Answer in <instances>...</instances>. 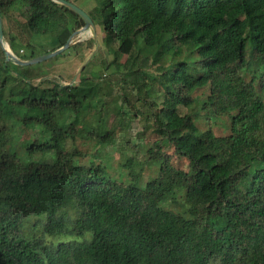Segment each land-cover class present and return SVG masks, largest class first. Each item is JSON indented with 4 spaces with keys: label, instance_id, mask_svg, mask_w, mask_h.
<instances>
[{
    "label": "trees",
    "instance_id": "1",
    "mask_svg": "<svg viewBox=\"0 0 264 264\" xmlns=\"http://www.w3.org/2000/svg\"><path fill=\"white\" fill-rule=\"evenodd\" d=\"M101 2L95 16L87 15L116 41V53L127 55L122 66L129 73L138 75L148 57L161 58L167 42L174 53L189 45L197 57L190 69L179 62L159 73L164 95L149 103L155 136L139 161L157 164L156 174L139 187L133 170L131 182L121 183L99 164H76L62 146L65 132L58 123L63 109H76L75 86L61 88L65 101L58 93L47 99L30 84L40 76L38 64L4 61L0 48V118L14 115L23 126L38 122L49 133L45 141H31L26 151L34 158L21 161L4 150L9 128L0 126V264H264V104L255 94V77L240 75L253 59L264 63V0ZM0 20L2 39L12 52L17 43L23 46V60L60 47L82 22L50 0H0ZM41 35L49 43L37 52ZM137 38L144 57L133 68ZM12 77L30 86L18 106L7 100L12 106L5 114ZM131 84L136 94L143 87L136 78ZM203 86L208 91L201 108L227 115V135L199 130L189 113L178 111L190 107L191 93ZM162 143L186 160L187 170L171 164ZM49 151V162L38 159ZM177 192L182 202L173 211L164 202H176ZM68 208L70 232L81 240L52 246L22 233L30 216L40 219L42 233L62 232Z\"/></svg>",
    "mask_w": 264,
    "mask_h": 264
},
{
    "label": "rangeland",
    "instance_id": "2",
    "mask_svg": "<svg viewBox=\"0 0 264 264\" xmlns=\"http://www.w3.org/2000/svg\"><path fill=\"white\" fill-rule=\"evenodd\" d=\"M69 1L81 5L84 12L93 15L96 2L102 0ZM97 20L98 18L95 17L92 21V29L74 34L64 50L35 63L38 64L40 76L31 80L30 84L44 93L47 99L51 94L58 93L64 101L67 93L61 88L73 84L75 86L73 94L77 96L74 99L77 102L76 109L72 111L65 108L58 117V123L65 132L62 141L64 149L74 153L76 164L82 166L99 164L110 178L121 183L131 182L129 174L131 170L138 172L135 183L142 187L149 177L155 176L157 170V164L139 161L155 136L151 131V113L154 108L149 103H158L163 98V86L158 81L159 73L171 71L174 64L179 62H185L190 69L196 65L194 61L197 57L191 46H180L178 52L174 53L176 47L167 42L164 46L167 51H163L161 58L153 61L152 57H148L147 64L138 68V75L129 73L131 69L122 66L127 55L116 53V41L105 38V33L97 24ZM2 23L7 28L5 20ZM81 26L82 22L78 28ZM36 39L38 45L35 51L39 52L40 46L48 47L49 38L46 35L37 36ZM16 46L15 52H12L8 45L7 48L19 58L18 55L25 53V49L18 43ZM141 49H143L142 42L137 38L130 52L132 57L137 54L133 68L138 67L139 61L144 57ZM240 75L244 80H248L252 75L255 77L253 81L255 94L264 104V63L255 58L252 63L240 70ZM133 78L143 86L137 94L136 89L132 88ZM54 85H57V88ZM29 86L14 77L10 78L5 88L6 101L2 104V113L7 114L11 109L12 105L7 100H11L15 105L25 95ZM207 91V86L193 90L190 107H179L178 111L180 114L189 113L199 130L209 128L215 136L227 135L229 133L227 115L216 116L209 109L201 108ZM22 112L20 108L16 110L17 115ZM13 116L9 117L7 114L4 119L0 118V126L5 125L9 128V141L4 146V150L15 153L21 161H28L34 157L27 154V145L31 141L47 140L49 133L38 122L23 126L21 121ZM73 120V127H68ZM104 134L108 136L101 143L100 136ZM162 147L170 156V162L174 167L187 170L186 160L173 155L166 143H162ZM52 157V151H49L40 155L38 159L49 162ZM179 194L180 192H177L174 197L176 201L174 203L167 202L166 199L165 207L179 211L182 202ZM64 214L66 223L62 232L48 236L41 232L40 219L30 216L23 221L22 233L41 238L52 246L63 241L81 240L70 232L68 220L72 216V210L68 208Z\"/></svg>",
    "mask_w": 264,
    "mask_h": 264
},
{
    "label": "water",
    "instance_id": "3",
    "mask_svg": "<svg viewBox=\"0 0 264 264\" xmlns=\"http://www.w3.org/2000/svg\"><path fill=\"white\" fill-rule=\"evenodd\" d=\"M50 1L59 3L63 6H65L66 8H68L73 13L77 14L80 17V19L82 20V26L80 28L72 31L69 34V36L67 37V39L65 40L64 44L61 45L60 47L54 49L53 51L37 55V56H34V57L26 59V60H23V59L17 58L15 55H13L8 50L7 44L2 39V30H1V21H0V48L3 51L4 61H10V62L17 64V65H20V66L35 64V63L40 62L42 60H45L49 57H52V56L58 54L59 52H61L62 50H64L69 45L71 38L74 34L81 33V32H84L88 29L93 28V23H92L91 18L87 15L86 12H84L80 7H78L74 3L67 1V0H50Z\"/></svg>",
    "mask_w": 264,
    "mask_h": 264
},
{
    "label": "crops",
    "instance_id": "4",
    "mask_svg": "<svg viewBox=\"0 0 264 264\" xmlns=\"http://www.w3.org/2000/svg\"><path fill=\"white\" fill-rule=\"evenodd\" d=\"M80 8H82L83 9V7L81 6V5H79V4H77ZM84 10V9H83ZM85 11V10H84ZM86 13H87V11H86Z\"/></svg>",
    "mask_w": 264,
    "mask_h": 264
},
{
    "label": "bare ground",
    "instance_id": "5",
    "mask_svg": "<svg viewBox=\"0 0 264 264\" xmlns=\"http://www.w3.org/2000/svg\"><path fill=\"white\" fill-rule=\"evenodd\" d=\"M87 32H88V31H87ZM87 32H85V34H86Z\"/></svg>",
    "mask_w": 264,
    "mask_h": 264
}]
</instances>
